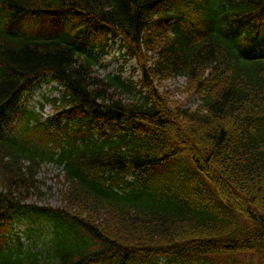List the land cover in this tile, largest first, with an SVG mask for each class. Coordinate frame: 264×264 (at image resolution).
<instances>
[{
    "label": "trees",
    "instance_id": "16d2710c",
    "mask_svg": "<svg viewBox=\"0 0 264 264\" xmlns=\"http://www.w3.org/2000/svg\"><path fill=\"white\" fill-rule=\"evenodd\" d=\"M65 12L62 33L13 30ZM108 35L139 60L138 80L96 74ZM259 35L264 0H0V114L50 73L58 117L79 125L36 134L58 150L0 134V264H264ZM174 77L195 109L160 91ZM41 118L29 111L24 132ZM48 161L62 206L28 203Z\"/></svg>",
    "mask_w": 264,
    "mask_h": 264
},
{
    "label": "rangeland",
    "instance_id": "374dc122",
    "mask_svg": "<svg viewBox=\"0 0 264 264\" xmlns=\"http://www.w3.org/2000/svg\"><path fill=\"white\" fill-rule=\"evenodd\" d=\"M69 17V14L65 12L57 16L44 14L39 16L30 15L27 18L30 19L31 24L36 30L42 33H52L62 28H68L70 26ZM143 58L144 57H142V59ZM139 66V60L137 58H130L126 54V48L120 47L119 41L114 43L110 41L106 53L101 55V59L96 67V74L105 77L107 75H114L122 72L125 78L133 77L138 79V73L134 74L133 72L138 71ZM159 84L160 91L166 95H170L174 103H183L185 106L195 109L200 102L199 94L195 91L188 90L187 81L183 77L170 78ZM56 87L57 84L51 79V76L40 78L33 83L29 89L26 90L16 106L10 105L6 109L5 114L7 119L3 123V133L10 135L18 132L20 123L18 109L22 111L33 109L41 113L43 122H57V116L60 111L55 108L53 99L59 97L61 92ZM60 124L61 126L67 125L68 128L71 126L72 128L77 127L75 122L66 118L62 119ZM33 130L48 134L52 132V127L42 125ZM70 131L72 132V130ZM61 171L62 168L56 162H46L39 176L41 180V189L28 200V203L52 207L62 206L63 202L59 190L62 188L63 178L57 176ZM16 225L22 231L27 229V224L24 221L17 222ZM37 246L39 250H43L44 243L38 242Z\"/></svg>",
    "mask_w": 264,
    "mask_h": 264
}]
</instances>
